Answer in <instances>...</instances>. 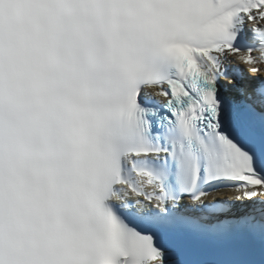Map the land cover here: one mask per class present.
<instances>
[{"label":"snow or ice","instance_id":"1","mask_svg":"<svg viewBox=\"0 0 264 264\" xmlns=\"http://www.w3.org/2000/svg\"><path fill=\"white\" fill-rule=\"evenodd\" d=\"M0 264H264V0H0Z\"/></svg>","mask_w":264,"mask_h":264}]
</instances>
